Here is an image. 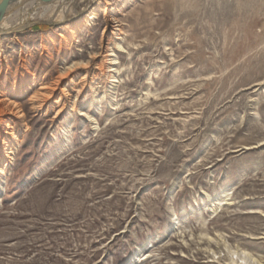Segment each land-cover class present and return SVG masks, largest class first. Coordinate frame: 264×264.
Segmentation results:
<instances>
[{
  "label": "rangeland",
  "instance_id": "obj_1",
  "mask_svg": "<svg viewBox=\"0 0 264 264\" xmlns=\"http://www.w3.org/2000/svg\"><path fill=\"white\" fill-rule=\"evenodd\" d=\"M63 5L0 33V264H264V0Z\"/></svg>",
  "mask_w": 264,
  "mask_h": 264
},
{
  "label": "bare ground",
  "instance_id": "obj_2",
  "mask_svg": "<svg viewBox=\"0 0 264 264\" xmlns=\"http://www.w3.org/2000/svg\"><path fill=\"white\" fill-rule=\"evenodd\" d=\"M65 1L66 0H34V1H31L25 5L27 8H29V7H32V5L35 4V2L40 3L39 5H41V8L44 9L43 12L40 14V16L36 15V14H33L31 16H29V15L27 16V14L25 12L23 13V11H22V8L25 6H20V7L16 8L15 10H12L10 15L8 17L4 18V20L1 22L0 33L12 31V30L16 29L18 26L23 27L26 25L28 20L32 21V20H35L36 18L38 20L44 21L46 18L49 17L51 19V22H55L57 19H59L58 18L59 16H62L61 14L65 13V11L67 9L64 7V5L62 6V4H64ZM12 7H14V6H11L9 9H11ZM19 15L22 17L18 20ZM105 21H106L107 26L105 27L104 32L111 31L110 33L114 34V35H117L115 31L121 32V30L116 28V26H115L116 23H115L114 16L113 17L107 16ZM110 46H111V44L108 43V45L105 47V50L107 53H109V51H110ZM107 53L104 54L105 58L107 57V55L109 56V54H107ZM105 63L110 65V67H109L110 70L107 73L114 72V69H113L114 60L113 59L112 60L107 59V61H105ZM103 69H104V66H101L100 72H101L102 76H106L105 71ZM110 78H115V76H110ZM42 89H47V88L45 87ZM20 94H21V92H18V91H16L15 88H13L7 94L5 93L3 96H1L2 98H0V105L4 104V109H3L4 112L7 111L9 106H12L10 113L8 112V116L5 117L4 120L2 121L4 126H5V132H4L5 136H6V134H8L9 136L11 135L8 132V130L10 128V124H9L10 121L12 119H14L15 117L17 118L20 115V111H19V109H17V104H16V102L13 101L14 99H17L20 96ZM43 96L45 97V94H43ZM32 100H33V98H32ZM9 136L3 138L4 144L6 146V147H4L5 148L4 151H2L0 149V183L3 181V179L5 178V176L8 172V168H7L9 166L8 165V158L10 157V155L13 154V150L15 147L14 140L13 139H10V141L8 140ZM11 137H12V135H11Z\"/></svg>",
  "mask_w": 264,
  "mask_h": 264
},
{
  "label": "water",
  "instance_id": "obj_3",
  "mask_svg": "<svg viewBox=\"0 0 264 264\" xmlns=\"http://www.w3.org/2000/svg\"><path fill=\"white\" fill-rule=\"evenodd\" d=\"M34 0H0V24L4 20V18L8 17L12 10L23 6ZM11 6V9H9Z\"/></svg>",
  "mask_w": 264,
  "mask_h": 264
}]
</instances>
